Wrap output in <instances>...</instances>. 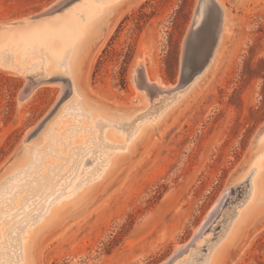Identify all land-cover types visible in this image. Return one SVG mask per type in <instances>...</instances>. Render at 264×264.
Masks as SVG:
<instances>
[{
  "label": "rangeland",
  "instance_id": "obj_1",
  "mask_svg": "<svg viewBox=\"0 0 264 264\" xmlns=\"http://www.w3.org/2000/svg\"><path fill=\"white\" fill-rule=\"evenodd\" d=\"M60 1L0 0V26L35 22L33 18ZM100 1L106 0H80L76 8L73 4L57 12L56 16L76 13V20L61 24L71 28L65 38L48 39L25 52L19 48L17 52L14 42L1 45L5 51L0 55V264H23L22 240L37 224L32 218L45 216L41 206L30 204L41 192L31 184L34 178L56 173L52 189L62 194L50 207L68 205L62 212L64 224L47 236L40 254L37 245V264H166L201 232L214 242L227 225V216L242 210L238 206L248 196L245 179L250 175L251 182L253 176L249 162L262 148L253 149L264 130V0H220L224 31L203 81L183 96L155 138L138 148L124 171L100 184L95 201L80 205L75 203L77 194L67 196L99 172L111 159L107 157L111 150L129 144L142 122L140 114L175 99L177 93L166 97L144 89L137 78V63L141 61L153 82L176 87L185 41L201 0H129L130 6L90 67L80 70V95L71 96V88L62 91L64 84H58L70 76L66 67L73 66L72 53L63 47H70L67 40L82 32L79 21L101 11ZM70 8L71 14L66 12ZM206 50L207 39L199 44V57ZM44 77L53 83L37 87L23 99L29 83L43 82ZM93 108L114 115L98 117ZM131 120L136 126L129 131L126 125ZM40 125L44 129L32 139V151L18 161L15 171L8 170L26 138ZM240 177L239 182L245 181L236 186ZM18 178L28 182L26 190L15 192L12 199L1 198ZM225 195L221 203L225 215H213ZM197 242L190 250L197 251ZM206 250L204 242L198 257H205ZM226 250L225 264H264V227ZM3 255L13 260L8 263Z\"/></svg>",
  "mask_w": 264,
  "mask_h": 264
},
{
  "label": "bare ground",
  "instance_id": "obj_2",
  "mask_svg": "<svg viewBox=\"0 0 264 264\" xmlns=\"http://www.w3.org/2000/svg\"><path fill=\"white\" fill-rule=\"evenodd\" d=\"M86 1H88V0H86ZM100 2H101V4H100L101 11H99V12L93 11L92 14L85 17V21L83 23L79 21L78 27L82 30V32L78 36H76L75 38L67 40V42L70 44V47L67 45L65 47H63L64 51L67 50V51L72 53V55L71 54L70 55L73 56L71 58V63L73 66H70L71 63H70V65H67V66H70L69 68L66 67L67 71H69L68 73H70V76L67 77V80L65 82H58V84H60V83L64 84V86L61 85L62 91L66 90L68 88L69 89L71 88V93H70L71 96L72 95H78V96L80 95L78 92V82H79L80 70L82 69L81 71H83V72L86 71V69L89 66V62L91 60L93 61V59L95 58L94 56H95L96 52H98L102 48V46L105 44L106 40H108L109 36L111 35L112 31L114 30V28L118 22V20L122 16L125 8L130 6L129 0H106L105 2H103V1H100ZM216 2L220 5V0H216ZM75 5L76 4H74V7L76 8L77 5L76 6ZM48 10H45L39 16L33 18L35 20V22L28 23L29 21H26L27 23L24 24L25 21H22V22L13 23V24L9 23V24H5V25H1L0 26V55H1V53H3L5 51L4 50L5 47L1 46L4 44L7 46V45H11L14 42L15 46L17 47L16 51L19 48L20 49L19 52H25L27 50L32 49V47H37L38 43H47L48 39H51L53 42H55L56 40H58L60 38L62 39V38H65L66 36H69L71 33V28L68 25H61V24L65 21L76 20L75 19L76 13L74 12L75 13V15H74L75 18H74V16H72V15L66 16V15L60 14V15L56 16L57 12L51 11V12L47 13L46 11H48ZM70 10H71V8H70ZM66 12L72 13L73 11L71 10L69 12L68 11H66ZM79 15H80V13H79ZM224 16H225V14H224ZM51 17H53V18H51ZM80 19H81V17H80ZM224 22H225V20H224ZM226 29H227V27H226ZM35 39H38V40H35ZM204 42H205V40L201 41L199 43L200 46L203 45ZM199 44H198V48H199ZM207 45H208V43H207ZM53 50H55V49H53ZM8 52H10V50ZM6 53H7V51H6ZM13 54H14V52H13ZM52 54L53 55L57 54V51H54ZM204 54H203V56H204ZM11 55H12V52H11ZM67 55H69V54H67ZM199 55H197V57L199 59H201L203 56L199 57ZM216 55H217V50H216V53L214 55V58L216 57ZM1 56H3V54ZM9 57H8V59H10ZM4 58H6V57H4ZM6 60H7V58H6ZM28 60H29V58H28ZM28 60H26V61L28 62ZM3 61H5V60H3ZM12 62H13V60H12ZM48 62H50V61L48 60ZM212 62H213V60H212ZM1 64H3V63H1ZM7 64L9 66L13 67L14 69L17 68L18 72L21 71L24 74V71H22L21 69L16 67L13 63L8 62ZM61 64L62 63H60V66H61ZM81 65H82V67H81ZM65 66H64V68H65ZM4 67L7 68L8 66L7 67L4 66ZM32 67H33V62H32L31 68ZM208 69H209V66L204 71L203 74H201L199 77H197L184 90L178 91L174 100L165 103L163 106H161L159 108H156V110H154L153 112H150L148 114H143V113L140 114L138 117L140 120H142V122L140 124H138V126L135 125L136 126L135 130H133L135 127L133 121L131 120L132 123H130V125H128L129 124V122H128V124L126 125L127 129L129 131L133 130L132 137H131L132 139L129 140L130 141L129 144L128 145L126 144L127 145L126 147L124 146V147L119 148L117 150H116V148L114 150H111L107 156V157L110 156L111 159L110 160L107 159L104 162V164L100 168L99 172L96 174L90 175L88 177V179L77 184L69 193H67V196L72 197L75 194H77V195H75L77 197V201H75V203L80 202V205L83 203L91 204V202L95 201V199L100 195V192H99V186H101L100 184L104 180H106L108 182L111 179L118 177L124 171L125 166H127L128 163L132 159H134V157L138 154V148L142 144H144V147H145L152 139L155 138L156 133L159 132V127H160L161 123L163 122V120L166 121L165 119H167V117H169V115H168L169 112H171V110H173V108L180 102V100L183 98V96H185L188 92H190L189 90L191 88L195 87L194 85H196L201 80V78L205 75V73L207 72ZM31 71H32V69H31ZM145 73H144L145 82L147 84L152 85L153 87H155V88H157L163 92H167L170 89H172L173 86H166L159 81L153 82L151 80L150 75L148 73L145 75ZM28 74H32V72L28 73ZM44 79L45 80H43V82L40 80L42 83L40 82V83H36V84H31V82H30L28 87H27L29 90L26 93L24 91L23 99H26L28 96H30L37 87H39L41 85H48V84L53 83L52 80H50L48 78L44 77ZM202 81H203V78H202ZM198 88H199V86H198ZM144 89H146V88H144ZM186 96L188 97V95H186ZM195 97H196V95H195ZM185 99H186V97H185ZM176 108H178V107H175V109ZM76 109L73 108V110H76ZM92 112H94L98 117L100 115H102L104 117H109L111 115H114V114H105L104 111H102V109H98V108L97 109L93 108ZM74 113L77 114L76 112H74ZM144 113H146V112H144ZM55 118H57V117H55ZM53 122H55V121H53ZM56 123H58V121ZM125 123H127V122H125ZM123 124H124V121H123ZM145 125H146V127H145ZM57 127H58V125H57ZM142 127H144V128H142ZM50 128H51V126H50ZM163 131H165V128L162 130V132ZM32 142L33 141L31 140L28 144H26L22 147L21 151L19 152L17 159L12 163V165L8 168V170H10V171L12 169L14 170V168H15L14 166H19V165H16V164H18V161L21 158L26 157V155H28L27 153L29 151H32V150H29V146L31 145ZM261 146H262L261 150H259L256 154H254L252 156L250 162H249V166L253 167V169H252L253 176H252L251 182H250V177H251L250 175L247 176L245 179V180H247V179L249 180V188L250 189L248 190V196L246 197V199L243 202L244 204L241 203L238 206V207L241 206L242 210H240V211L236 210L235 212H232L229 216H227V218H226L227 225L224 226L223 229L219 232V234L217 235L216 240L214 242L211 243L212 240H211L210 236L202 237L203 233L201 232L198 235H196V237H194L195 241L196 240L198 241L197 242L198 246H196L197 251L194 252L193 250H190V247L193 246L191 243L185 247H181L176 251V254L174 255V257L172 258V260H170V262L168 264H225L226 258H224V253H225L224 251L226 249L232 248L235 243L239 242V240L241 241V244H242L247 236H251L255 231L264 227V130H262L259 133V135L257 136L253 149H256L257 147L259 148ZM33 153H34V151H33ZM111 155H113V156H111ZM25 159L26 158H24L21 161L23 162ZM20 165H21V163H20ZM12 175H9L5 179H3L4 180L3 183L5 181L9 180V178L12 177ZM55 175H56V173H54L52 175V177H50V178H34L32 180L31 184L37 185L36 190L41 191V192H40L39 196L37 197V199L33 200L30 204H32L34 206L35 205L41 206L40 208L44 210L45 213L44 212L43 213L45 216L40 218V215H39L37 217L34 216L32 218L34 220L33 222L34 223L36 222L37 224H36V226H34V228H32L31 231H27V236L25 238H23V240H22L21 252H22V263L23 264H37V261L35 258V254L37 251V249H36L37 245L39 244V247H38L39 253L38 254H40V251L43 248L45 241L47 240L46 239L47 236L52 231H54L57 227L64 224L63 221L65 220V216L62 214V212L64 211L63 209L68 205L61 203L62 205H60V206L56 205L55 207H53V206L50 207L52 204L55 203L56 199L58 197H60V195L62 194V193H56V192L54 193V191L52 189V183H53L52 180H53V177ZM245 175H246V173H245ZM241 177L243 178L242 174H241ZM241 177H240V179H238V181L237 180L236 181L239 182V180H242ZM244 181L237 183L236 186L242 185V183ZM27 183L28 182H26L25 179H23V178L19 179L18 178L16 180L15 184H12L10 187H8L3 192V194L1 195V198L12 199L15 192H17L19 190H21V191L26 190L25 187H26ZM104 185H106V183ZM85 186H86V188H85ZM79 191H80V193L78 194ZM100 191H102L101 188H100ZM235 191H236L235 193H237V189H235ZM51 194H53V196L49 197L45 202L42 203V201H40L41 199H44ZM225 197H226V195H225ZM58 200H59V198L57 199V201ZM64 200L65 199H63V201ZM221 203L222 202H218L217 206H220V207L216 211V209H217L216 208L217 206H216L214 211H216V213L220 212L221 215L224 216L225 213H224V211L221 210L223 207L221 205ZM69 206H71L70 203H69ZM66 214H67V212H66ZM24 224H27V222H25ZM204 242L207 243V250H206L207 252L205 253V257H204V255L198 257L197 254L200 253L201 247H202ZM184 255H186V256H184ZM2 257L5 259V261L8 260V263L11 262V260H13V259H11V260L7 259L6 256H4V255Z\"/></svg>",
  "mask_w": 264,
  "mask_h": 264
},
{
  "label": "water",
  "instance_id": "obj_3",
  "mask_svg": "<svg viewBox=\"0 0 264 264\" xmlns=\"http://www.w3.org/2000/svg\"><path fill=\"white\" fill-rule=\"evenodd\" d=\"M80 0H62L54 5L48 12L64 11L73 4ZM224 11L222 7L216 2V0H201L194 17L193 25L189 31L184 45V53L182 58V71L178 85L167 92L160 91L159 89L149 85L145 82V76L143 73L142 63H137V78L141 81L143 88L147 91L154 89L158 95H170L171 93H177L178 91L184 90L190 85L197 77L204 73L212 62L218 45L220 44L221 34L224 26ZM207 39V50L201 59H198V44L201 41ZM34 83H37L33 81ZM28 88L25 93L28 92ZM44 126H38L24 141L23 146L28 144L34 137L39 136ZM225 196L220 200L223 202ZM220 206H217L216 211ZM214 211V214H216ZM195 238L191 244L194 245ZM169 263V262H168ZM166 263V264H168Z\"/></svg>",
  "mask_w": 264,
  "mask_h": 264
}]
</instances>
